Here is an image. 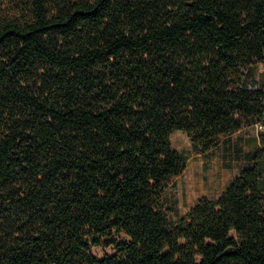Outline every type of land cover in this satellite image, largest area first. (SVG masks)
I'll return each instance as SVG.
<instances>
[{
    "label": "trees",
    "instance_id": "trees-1",
    "mask_svg": "<svg viewBox=\"0 0 264 264\" xmlns=\"http://www.w3.org/2000/svg\"><path fill=\"white\" fill-rule=\"evenodd\" d=\"M260 64L264 0H0V264H264V131L215 200L163 198L172 133L264 120Z\"/></svg>",
    "mask_w": 264,
    "mask_h": 264
},
{
    "label": "rangeland",
    "instance_id": "rangeland-1",
    "mask_svg": "<svg viewBox=\"0 0 264 264\" xmlns=\"http://www.w3.org/2000/svg\"><path fill=\"white\" fill-rule=\"evenodd\" d=\"M252 88L264 86V64L253 65L245 72ZM258 132L254 123L245 125L235 134L222 137L216 148L207 152L196 149L188 136L181 131L170 137L172 149L185 159L181 173L170 180L163 198L165 214L170 225L176 224L192 210L202 198L215 200L247 167L248 156L257 148ZM94 256L101 259L112 255L111 246L103 244L93 249Z\"/></svg>",
    "mask_w": 264,
    "mask_h": 264
},
{
    "label": "built area",
    "instance_id": "built-area-1",
    "mask_svg": "<svg viewBox=\"0 0 264 264\" xmlns=\"http://www.w3.org/2000/svg\"><path fill=\"white\" fill-rule=\"evenodd\" d=\"M255 128H256L257 132L264 131V120L260 123L255 124Z\"/></svg>",
    "mask_w": 264,
    "mask_h": 264
}]
</instances>
